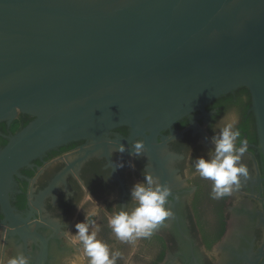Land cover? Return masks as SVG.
I'll return each mask as SVG.
<instances>
[{"label":"water","instance_id":"1","mask_svg":"<svg viewBox=\"0 0 264 264\" xmlns=\"http://www.w3.org/2000/svg\"><path fill=\"white\" fill-rule=\"evenodd\" d=\"M240 88L264 158V0H0V125L32 118L10 137L0 132L11 234L30 232L10 193L35 160L82 141V154L107 152L125 127L122 143L142 139L161 179L163 155L178 159L168 149L183 135L174 126ZM46 260L44 246L38 264Z\"/></svg>","mask_w":264,"mask_h":264},{"label":"flooded vegetation","instance_id":"2","mask_svg":"<svg viewBox=\"0 0 264 264\" xmlns=\"http://www.w3.org/2000/svg\"><path fill=\"white\" fill-rule=\"evenodd\" d=\"M251 108L250 92L240 88L209 105L207 115L196 113L174 126L183 135L171 140L168 149L178 159L166 163L163 155L167 174L158 179L170 189L165 207L171 215L150 236L134 242L119 240L108 226V217L134 208L130 198L132 185L142 181L145 174L156 177L150 171L147 153L143 150L135 158L131 144L122 143L130 137L128 128L112 133L111 139L119 143L107 152L82 154L80 150L86 145L82 141L54 149L35 160L20 171L21 177L15 178L10 193L12 209L26 220V225L19 227L30 231L28 234H11L7 222L10 218L0 203V264H7L8 259L21 253L28 264H38L44 246L45 264H89L82 243L73 242L69 232L74 234V225L92 210L97 214L89 219L99 226L97 239L108 246L110 256L120 253L116 264H262L264 158ZM233 119L241 139L247 142L241 162L249 174L247 178L241 177L240 187L234 188L230 196L213 199L212 181L196 173L195 158L207 159L213 154L210 138ZM12 126L5 125L6 129L0 128V132L10 137L14 134ZM162 135L171 136L170 131ZM0 138L2 149L7 139ZM120 144L125 146L123 153L117 151ZM120 162L125 164L123 168L116 167ZM129 162L135 164L134 170ZM88 192L98 204L86 199Z\"/></svg>","mask_w":264,"mask_h":264},{"label":"clouds","instance_id":"3","mask_svg":"<svg viewBox=\"0 0 264 264\" xmlns=\"http://www.w3.org/2000/svg\"><path fill=\"white\" fill-rule=\"evenodd\" d=\"M235 125L236 120L233 119L220 130L218 135L210 138L214 145V152L207 159L204 156L195 158L196 173L201 178L212 181L213 199L230 196L234 188L240 187L241 177L247 178L249 174L247 166L241 162L247 150V142L241 139V133ZM238 140L240 146H237ZM130 144L133 149L131 154L135 158L140 157L144 150V141L137 139ZM125 150L123 144H120L117 149L119 153ZM189 158H191V152ZM124 166L123 162L116 165L118 168ZM129 166L135 169L134 163L129 162ZM143 177L142 181L134 183L130 188V198L135 207L131 210H119L108 217V226L121 241L134 242L150 236L152 231L171 215L170 210L165 207L166 198L170 193L168 186L162 185L158 178H154L150 173ZM86 199L97 203L90 192ZM96 214L95 210L90 211L83 221L74 225L76 232L74 234L69 232V235L73 242L82 243L84 254L89 258V264H116L120 253L114 252L110 256L108 246L97 239L99 226L95 220L89 219ZM7 264H28V260L21 253L8 259Z\"/></svg>","mask_w":264,"mask_h":264},{"label":"trees","instance_id":"4","mask_svg":"<svg viewBox=\"0 0 264 264\" xmlns=\"http://www.w3.org/2000/svg\"><path fill=\"white\" fill-rule=\"evenodd\" d=\"M30 119H31V118H29L28 116L20 115L19 118L13 123V126H12V128H11V132L15 134L18 130L21 129V125H22V124L24 125V127H25L26 125H28V124L31 122ZM5 125H6V124H1V125H0V128L2 129V131H4V130L6 129V128H5ZM22 127H23V126H22ZM0 139H1V138H0Z\"/></svg>","mask_w":264,"mask_h":264},{"label":"rangeland","instance_id":"5","mask_svg":"<svg viewBox=\"0 0 264 264\" xmlns=\"http://www.w3.org/2000/svg\"><path fill=\"white\" fill-rule=\"evenodd\" d=\"M79 154H81V153H79ZM77 243H79V242L77 241ZM221 247H223V245H221ZM216 252H218V250H216Z\"/></svg>","mask_w":264,"mask_h":264}]
</instances>
